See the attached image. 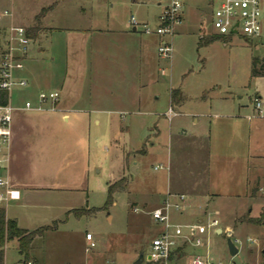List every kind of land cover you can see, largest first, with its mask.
Masks as SVG:
<instances>
[{"label": "rangeland", "instance_id": "obj_1", "mask_svg": "<svg viewBox=\"0 0 264 264\" xmlns=\"http://www.w3.org/2000/svg\"><path fill=\"white\" fill-rule=\"evenodd\" d=\"M221 1L184 0L182 20L174 25L173 34L159 36L154 32L162 12L157 0H14L16 10L28 17L55 3L38 13L40 19L46 15L44 23L52 30L32 42L24 61L31 98L58 84L70 63V81L63 91L82 94L76 108L113 110L93 111L90 125L38 123L25 133L20 175L34 180L38 174L48 188L24 191L18 203L25 206L0 204L10 214L20 213L29 231L52 226L33 239L31 257L42 264H134L141 251L148 253L162 230L150 212L162 204L170 161L178 166L193 162L187 160L195 151L188 136L207 134L215 114L251 111L255 96L264 95V77L252 76L253 58L264 59V38L218 35L213 14ZM131 16L140 23L137 30L120 32L122 22ZM142 22L152 32H145ZM165 39L173 46L170 58L158 51ZM83 53L85 58L100 54L116 63L106 61L102 66L105 80L98 97L88 94L95 83L86 82L82 90V76H92L77 64ZM46 74L53 79L47 81ZM173 90L182 92L181 105L171 103ZM28 98L27 87L15 86L11 91L14 106H24ZM170 106L177 112L172 121ZM212 141L213 130L203 153L212 154ZM157 165L163 168L155 169ZM0 175L5 176L4 169ZM121 178L126 183L109 201V183ZM250 193L259 198L218 203L205 199L198 211L208 220L217 218L224 232L213 228L208 246L190 243L184 252H209L224 264H264L263 176ZM188 208L176 216V222L187 225L185 235L194 222L184 218ZM81 209L84 212L77 214ZM87 233L93 235V248H88ZM229 238L238 248L235 256L230 254ZM22 258L18 240L7 242L5 264Z\"/></svg>", "mask_w": 264, "mask_h": 264}, {"label": "crops", "instance_id": "obj_2", "mask_svg": "<svg viewBox=\"0 0 264 264\" xmlns=\"http://www.w3.org/2000/svg\"><path fill=\"white\" fill-rule=\"evenodd\" d=\"M54 4L55 3L49 5L50 9ZM158 5L160 4L158 3ZM49 6L40 7L38 10L33 11L32 16L28 17L22 14L23 12L21 10H16L14 0H0V55L3 49L4 33L12 24L24 26L28 32L33 27H39L36 31V36H30L32 42L43 37V35L52 30L51 27L49 28L44 23L46 15L39 21L36 18L42 8ZM4 11H8V13L3 14ZM132 17L133 16L122 22L123 29L120 30V32L127 34V29L129 28H133L134 31L137 30L140 23L138 25L131 24ZM142 23L147 24V22ZM82 56L83 57L78 60L77 64L81 66L83 72L87 70L92 72V76H90V74H88L86 78L84 75L82 76V90H84L86 82H90V84L95 83L94 86L92 85V91L88 94L89 97H98L100 96V89L103 87L101 82L105 80V72L102 71V66L109 60L107 56L102 57L100 54L90 58H85V54ZM28 57L29 54L25 60H27ZM112 57L113 55L110 57V60L113 59ZM109 63L111 65H116L114 60L113 62L112 60L109 61ZM67 64V73L64 78H62L58 84L47 86L49 87L48 90H57L60 92V98L55 104L49 102L44 104L42 109L34 108L30 110L23 109L22 106H17L19 109L14 113L12 143L8 159L0 166V169H4L5 176L11 180L14 186L20 189L21 198L19 200L10 201L7 203L8 206L11 204H14L13 206H25V204L18 203L22 199L24 191L48 188V184L39 182L44 180L40 175L36 174L33 177L34 180H29L23 177V175H20L18 170L24 159L23 144L25 133L28 132L29 129H34L38 123L48 125L64 122L69 125H85V123L90 125L91 113L93 111H113L98 108V106L76 108V101L79 100L77 98L81 97L82 94L80 95L78 93L74 95L69 90L63 91L65 83L70 81L68 72L71 67L70 63ZM94 72H96V76H93ZM17 75L25 77L28 80L27 96L30 98L27 100L32 101L37 107L39 104L38 94L42 90H40L35 98H31L34 97V95L25 68L19 71ZM45 76L47 81L53 79L51 74H46ZM110 77L112 79L113 75L111 74ZM172 94H174V98L171 97V103L181 105L183 100L182 92L179 91L177 94V91L173 90ZM257 95L264 96L259 93ZM169 108L173 109L172 106ZM173 111L177 113L175 110ZM172 119H170V121H172ZM94 121L98 125L101 123V120L98 118L94 119ZM212 130L213 151L212 154H205L203 150H205L208 141L211 140ZM188 138L194 145L195 151L188 155L187 160H192L193 162H190L191 164L188 162H185V164L179 162L178 166L173 161H170V168L167 175V190L162 196L161 203L168 193H185L189 196L191 207L188 208L189 212L184 218H193L194 222H201L207 215L202 214V212L198 210L205 199L208 202L213 201L218 203L221 200H244L249 199V197L254 199L259 198L251 195L250 192L252 185L258 178L264 177V118L256 115L254 108L251 109V111L244 110L243 113L239 112L238 115L215 114L212 116L210 129L207 134L202 131L196 132L195 134H190ZM183 169L186 170L184 173ZM260 202L259 200V204H261ZM0 206L4 207L1 204ZM5 211L8 219L16 220L20 228L27 229L23 227L20 213L14 211L10 214L6 208ZM176 216L177 215L174 216L175 221ZM219 229L221 233L224 232L221 227L215 228L217 232ZM232 232L233 229L228 230L230 235ZM33 259L42 264L36 257Z\"/></svg>", "mask_w": 264, "mask_h": 264}, {"label": "built area", "instance_id": "obj_3", "mask_svg": "<svg viewBox=\"0 0 264 264\" xmlns=\"http://www.w3.org/2000/svg\"><path fill=\"white\" fill-rule=\"evenodd\" d=\"M157 2L162 6V12L154 32L159 36L173 34L174 25L182 20L184 0H157ZM7 13L8 11H4L3 14ZM213 17L214 28L218 35L239 34L252 40L264 38V0H222ZM131 24L138 25L134 16L131 18ZM144 27L145 32H152L148 25L144 24ZM31 44L32 39L24 26L12 24L4 33L0 55V91L7 92L8 100L6 104H0V166L8 159L13 138L14 113L19 109L12 103L11 91L15 86L27 87L29 84L25 77H20L17 73L24 69V60L29 54ZM158 51L162 57L170 58L173 53L172 43L166 39L162 40ZM59 98L60 92L57 90H42L38 94L37 107L32 101L26 100L22 108L42 109L44 104L49 102L55 104ZM253 108L256 115L264 118V96H255ZM176 114L172 108H169V119ZM160 168H163V165L155 166V169ZM20 198V189L14 186L8 177L0 175V203H9ZM189 201V196L185 193H168L162 204L150 212L155 221L160 223L162 230L152 239L149 251L145 252L141 264H169L170 261L175 264L182 261L185 264H224L220 260H215L209 252L195 255L184 252V248L190 243L195 247L208 246L211 229L219 225L217 218L208 220L206 216L201 222L191 223V230L185 235L187 225L176 222L174 216L183 215L190 207ZM86 240L88 248L96 246L91 233L86 234ZM178 254H181V257L176 259ZM16 264L40 263L33 258H22Z\"/></svg>", "mask_w": 264, "mask_h": 264}, {"label": "trees", "instance_id": "obj_4", "mask_svg": "<svg viewBox=\"0 0 264 264\" xmlns=\"http://www.w3.org/2000/svg\"><path fill=\"white\" fill-rule=\"evenodd\" d=\"M37 20L40 18L37 16ZM39 27H33L28 32L31 37L36 36V31ZM252 76L254 77H264V59L254 57L252 63ZM174 98V94H172ZM8 100V94L6 91H0V104H6ZM126 183L124 178L120 180L109 183V201L112 199L113 193ZM89 211V210H88ZM77 214H81L84 211L77 210ZM52 226L40 227L36 230L29 231L27 229L20 228L14 219H8L6 217L5 208L0 206V264L4 263L5 257V246L7 242L12 239H17L19 243V252L23 258L30 259L31 257V243L36 236L42 235L46 230L51 229Z\"/></svg>", "mask_w": 264, "mask_h": 264}, {"label": "water", "instance_id": "obj_5", "mask_svg": "<svg viewBox=\"0 0 264 264\" xmlns=\"http://www.w3.org/2000/svg\"><path fill=\"white\" fill-rule=\"evenodd\" d=\"M133 171H135V167L133 168ZM218 232L221 233V230L219 229ZM228 246H229L230 254L232 256H235L238 253V248L236 247L234 241L231 238L228 239ZM144 254H145V252L144 251H141L140 254H139V256H138V258H137V260L135 261L134 264H141L142 261H143V259H144ZM180 257H181V254H178L176 256V259H178Z\"/></svg>", "mask_w": 264, "mask_h": 264}]
</instances>
